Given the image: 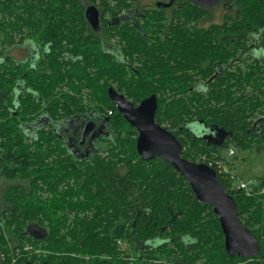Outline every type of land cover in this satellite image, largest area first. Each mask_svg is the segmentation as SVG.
<instances>
[{
	"label": "trees",
	"instance_id": "1",
	"mask_svg": "<svg viewBox=\"0 0 264 264\" xmlns=\"http://www.w3.org/2000/svg\"><path fill=\"white\" fill-rule=\"evenodd\" d=\"M232 1L238 14L210 26L220 28V41L213 30L199 34L205 41L190 37L185 26L198 17L189 6L172 29L170 51L154 42L150 48L136 32L117 33L130 66L142 64L136 74L93 40L78 0H0V185L17 181L0 206V264H264V195L230 191L218 175L260 244L254 258L229 256L213 208L170 163L139 156L137 130L108 95L116 85L136 106L156 95V123L193 163L203 156L221 161L231 145L245 150L264 142L257 133L264 65L230 66L224 54L231 50L220 48V75L204 94L190 91L184 73L199 60L191 44H239L237 36L264 32V0ZM26 42L40 47L39 54L15 60L11 49ZM205 51L219 52L213 46ZM93 111L110 118L111 135L101 153L78 161L56 124ZM196 123L200 133L227 135L226 142L209 144L192 131ZM259 180L264 187V175Z\"/></svg>",
	"mask_w": 264,
	"mask_h": 264
},
{
	"label": "flooded vegetation",
	"instance_id": "2",
	"mask_svg": "<svg viewBox=\"0 0 264 264\" xmlns=\"http://www.w3.org/2000/svg\"><path fill=\"white\" fill-rule=\"evenodd\" d=\"M78 1L81 2V6L84 8L85 18L89 9H94L97 13L98 29L94 28L87 21L89 28L88 32L90 36L93 37V40L100 44L104 52L115 57L121 66L126 69L127 73L130 70L136 74H139V71H136L135 67L141 68L142 64H140L139 61H136L133 66H130V60L127 55L124 56L123 44L120 42L118 37L119 35H116L117 33H127V31L136 32L141 38L147 40V45L150 48L153 47L154 42L157 46H159V49L160 46H164L163 49L165 51H170L169 49L172 48V46H176L173 42H171L172 29L180 22V18L184 15L182 9L186 8V6L195 8V17H198V20L187 23L185 29L190 37H201L204 41L207 37L199 36V34L205 33L209 30L218 32L219 34L217 35V39L220 41V28H217L216 30L210 29L212 24L220 25V7L223 10L221 14L223 18L222 22L224 21L225 15L230 13L235 16L239 11L233 5L232 0H220L219 3L212 8L200 6L189 0ZM213 12H217L219 22H213ZM223 31H225V29H223ZM237 37L242 39L239 44H231L227 42L220 44L219 42L218 44L210 45L203 42L190 45L191 48L196 49L191 52L192 57H199V60L190 64V66L184 71L192 82L190 85V91H196L200 94H204L209 86V83L217 80L222 69L220 68V48L231 50L224 54L230 57V62L228 64L230 66H247L248 64H253L254 66L264 65V32L254 29L246 33L245 36L240 35ZM223 38L225 39L226 37L223 36ZM27 42L23 46V49L26 48V53L28 54L26 56V60L30 58L32 59V57L35 58L40 51V47L35 48L34 46L32 49L30 43ZM212 46L216 47L219 52L209 55L205 50ZM17 48L18 47H14L11 50ZM199 48H204V52L198 51ZM161 50L156 52V57L160 56ZM164 57L166 56L164 55ZM143 61L148 62L142 58L141 62ZM209 72L212 73V76L205 79V76ZM127 73L126 81L128 80ZM181 73L182 72H178L177 75H182ZM110 89H112L114 93L116 92L127 99L126 95L123 94L116 87V85H113L108 89L109 98ZM152 96L156 95H151L150 97ZM109 123L110 118L105 116L103 112L93 111L87 113L85 116L68 122H57L56 129L59 132V136H61L65 141L72 157L78 161H85L92 158L95 154H99L103 151V147L106 144L105 140L111 135ZM258 123L257 133L264 137V118H261ZM90 124L93 125L94 128L87 137H84V131ZM47 126H49V123H45V127ZM204 132L212 134L209 129L204 130ZM224 135L225 134L219 132L217 133V136H214L215 138L211 137L207 140V142L209 144H213L214 146H218L224 138ZM226 140L227 139H225L224 142H226ZM101 143L102 145L97 147V145ZM186 241L191 242L192 239L187 238Z\"/></svg>",
	"mask_w": 264,
	"mask_h": 264
},
{
	"label": "water",
	"instance_id": "3",
	"mask_svg": "<svg viewBox=\"0 0 264 264\" xmlns=\"http://www.w3.org/2000/svg\"><path fill=\"white\" fill-rule=\"evenodd\" d=\"M174 1V0H172ZM200 6L212 8L220 0H189ZM87 21L98 29V16L94 9L86 13ZM110 98L126 121L137 130V152L144 161L162 158L170 163L191 185L197 199L204 206H211L219 217L225 237V249L229 256L250 259L260 254V244L253 232L242 223L234 198L223 188L215 170L205 164L193 163L182 157V144L166 128L155 121L158 110L156 96L144 99L139 106L110 89ZM88 125L84 137L93 130ZM208 140L212 134L202 135ZM224 135L218 146H222Z\"/></svg>",
	"mask_w": 264,
	"mask_h": 264
},
{
	"label": "rangeland",
	"instance_id": "4",
	"mask_svg": "<svg viewBox=\"0 0 264 264\" xmlns=\"http://www.w3.org/2000/svg\"><path fill=\"white\" fill-rule=\"evenodd\" d=\"M223 10L220 7V23L222 22L223 18L221 16ZM213 17L214 20L213 22H219V18L217 17V12H213ZM31 48L33 49L34 44L30 43ZM1 49V47H0ZM11 55L13 58L17 61H25L26 56L28 55L26 53V48L23 49L17 48L11 50ZM30 58V57H29ZM197 127L194 128L193 124L189 125L188 127L192 128V131L195 132L197 135L201 136L202 135H207L208 133L202 131L203 130L202 125L196 123ZM102 145L98 144L97 147H100ZM230 149H234L235 156H229V149L223 150L222 151V162L224 165L232 170L235 173V180L233 181L234 185H237L239 180L243 181H258L263 175H264V142L259 143L255 145L253 148L250 149H237L235 145H231ZM17 181L15 182H9L7 180L3 181V183L0 185V206H3L4 201V195L7 191V188L10 185L16 184ZM136 259V258H135ZM138 262V260L136 259Z\"/></svg>",
	"mask_w": 264,
	"mask_h": 264
},
{
	"label": "built area",
	"instance_id": "5",
	"mask_svg": "<svg viewBox=\"0 0 264 264\" xmlns=\"http://www.w3.org/2000/svg\"><path fill=\"white\" fill-rule=\"evenodd\" d=\"M234 149H229V156H235ZM200 164H205L216 171L228 184L230 191L245 192L248 196L261 194L264 195V187H261L260 180L258 181H243L239 180L237 185H234L235 173L227 168L222 160L209 159L206 156L200 158Z\"/></svg>",
	"mask_w": 264,
	"mask_h": 264
}]
</instances>
